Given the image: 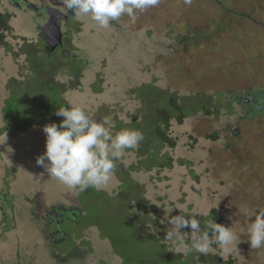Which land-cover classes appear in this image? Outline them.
<instances>
[{
  "label": "rangeland",
  "instance_id": "374dc122",
  "mask_svg": "<svg viewBox=\"0 0 264 264\" xmlns=\"http://www.w3.org/2000/svg\"><path fill=\"white\" fill-rule=\"evenodd\" d=\"M29 2L58 8L70 16L63 28L61 20L65 41H71L73 52L88 65L81 85L67 90L64 97L69 106L83 107L97 122L107 119L113 134L118 124L122 130L133 119L140 120L144 99L133 90L144 84L152 83L184 98L206 94L220 106L218 114L207 116L198 111L183 124L172 122L176 146L159 151V159L170 156L171 167L167 162L162 167L152 166L151 161L158 162L155 158L144 166L145 157L137 154L138 146L122 153L107 185L83 192L70 189L36 163L46 151L43 127L33 125L14 132L13 122L6 120L4 113L9 95L14 96L30 82L28 74L36 62L42 68L53 65L62 52L45 54L41 47L45 41L40 27L47 22L44 12L18 9L8 0H0L5 12L14 15L9 23L12 30L4 33V42L12 50L0 46V130L6 131L0 134V189L2 194L8 192L6 215L0 211V233L7 224V229L13 227L8 236L14 240L0 244L7 263L22 254L13 249L16 241L32 249L34 261L27 260L28 264L204 260L196 252L184 254L183 245L165 239L171 229L168 221L184 213L186 218L205 217L207 221L218 216L217 223L236 233L239 242L230 253L218 244L210 247L208 254L214 260L264 264V247L252 249L248 241V227L256 211L264 209V109L248 113L250 103L237 99L255 94L264 105V0H192L191 5L183 0H161L156 7L135 17L124 15L106 28L89 16L66 12L61 0ZM34 48L43 54L32 57ZM63 65L57 66L54 80L69 82ZM95 82L101 87L99 92L92 88ZM134 164H142L141 170H129ZM123 170L137 181L134 186L144 189L147 200L146 208L131 204L135 216L115 205L124 201L120 192H129L122 184ZM79 198L87 210L83 222L91 224L85 230L78 226L71 231L75 235L83 232L79 238L84 239L83 246L80 242L81 259L57 261L41 234L46 228L41 221L43 210L49 204L78 203ZM29 199H36L38 206L31 205ZM148 217L152 219L148 221ZM67 226V231L75 228L68 222ZM190 236V228L181 229L179 238L185 243H191Z\"/></svg>",
  "mask_w": 264,
  "mask_h": 264
},
{
  "label": "clouds",
  "instance_id": "9594fccd",
  "mask_svg": "<svg viewBox=\"0 0 264 264\" xmlns=\"http://www.w3.org/2000/svg\"><path fill=\"white\" fill-rule=\"evenodd\" d=\"M65 11L77 16H89L101 27L122 16L135 17L159 5L161 0H61ZM191 5L192 0H183ZM55 115L64 119L57 125L43 127L46 135V151L37 157L36 163L47 174L56 178L70 189L80 192L88 188L100 189L107 185L126 149H135L143 141L140 130L125 129L113 134L107 119L97 122L81 106L59 108ZM114 126V125H113ZM173 210H170V213ZM168 223L171 229L165 239L183 245L184 254L196 252L207 255L211 246L218 244L222 251L230 253L237 246L238 238L230 228L212 220L201 226L198 219L186 218L184 213L176 215ZM190 228L191 243L179 238L181 229ZM248 241L252 249L264 247V209H257L255 220L248 227ZM176 251H179L178 249Z\"/></svg>",
  "mask_w": 264,
  "mask_h": 264
},
{
  "label": "trees",
  "instance_id": "16d2710c",
  "mask_svg": "<svg viewBox=\"0 0 264 264\" xmlns=\"http://www.w3.org/2000/svg\"><path fill=\"white\" fill-rule=\"evenodd\" d=\"M13 16L14 15L5 12V10L0 6V46H5V48L9 51H11L12 48L9 44L4 42V33L10 32L12 30V27L9 23ZM34 44L37 45V43ZM45 51V54L51 52H48L47 50ZM33 53L34 55H32V57L41 56L40 51H37L36 48H34L32 51V54ZM64 62H67V59H64L63 61L59 60L57 63L52 62L53 65L45 66L43 68L38 66V63L36 62V65L30 69V74H28L30 75V82L25 83L21 90L18 89L17 92H14V96L11 97L9 95L8 99L6 100L4 113L6 120H11L13 122L14 126L12 127L14 132L18 130L25 131L27 127L33 125L44 127L45 125L51 123H56L59 125L62 122L64 118L62 116L55 115V113L59 108L69 107L70 105L64 97V93L67 92V90L76 89L78 85H81L83 70L88 65L82 60V58H78V56L66 64ZM61 63H64L63 66H65L67 71L66 75L69 77V82H59L58 80H54V75L57 71V66L54 65H59ZM37 68L41 70L37 72ZM34 78H37L36 82H34ZM100 79L101 78H98V83ZM97 82L93 83L92 86L95 92H99L101 89V87H98ZM133 92H136L139 98L144 99L143 107H145V110H140V120L136 121L133 119L134 121H132L131 124L124 126L122 130L133 129L140 130L143 133L144 139L139 144L138 151L140 152L137 154L139 156L145 157L143 161L144 166H146L144 163H146L148 159L155 158L158 159V162H156V160L151 161L152 166L162 167L165 166L164 163L167 162L166 166L171 167L173 163L170 162V156L162 155V158L159 159V151L165 146L170 148H174L176 146V139L172 136L171 131L172 122H175L178 125L183 124L186 118L192 117L198 111L204 113L207 116L218 114L220 106L219 103L213 104V101L210 100L211 97L209 95L200 94V96H193V98H184L175 92H171L170 90L161 88L152 83L144 84L138 88H135ZM121 128L122 126L120 124L115 127L117 133L122 131ZM4 132L5 129L0 130V134ZM214 137V139L217 138L216 135ZM165 157L168 159L166 158L167 160H165ZM141 166L142 164H134L132 165L133 168L129 170L139 171ZM123 172L125 174L122 173L124 176L122 179V184L124 186H128L127 189L129 192H120V196L124 198V201L115 203V205L117 209H120L121 211L124 210V212L134 215L135 212L131 209V204L133 202H137V207L143 208L145 207L144 203H146L147 200L143 196L144 189L142 187H138L137 185L134 186L137 184V181L129 177L128 170H123ZM132 183L133 186L130 188L129 185ZM135 189L137 190V193L132 196L131 191ZM102 193L109 195L108 192L105 191H102ZM79 199L82 203L81 198ZM149 208L152 209L151 207ZM84 212L86 214V217H84L85 220V218H87V210L85 208ZM212 213L215 215L214 211ZM214 218V222L217 223V221H220L218 220L220 217L214 216ZM147 219L150 221L152 218L148 217ZM196 219L200 221L202 227L208 222L205 217H197ZM84 223L87 226L91 225L88 221H85ZM93 225L97 224L94 223ZM111 243L113 244V241H111ZM201 255L206 259L195 260L200 261V264H234L233 259L222 260L221 258L215 257L216 259L214 260V256L210 254ZM202 257H200V259ZM195 261L161 260L157 264H195Z\"/></svg>",
  "mask_w": 264,
  "mask_h": 264
},
{
  "label": "flooded vegetation",
  "instance_id": "af4514ba",
  "mask_svg": "<svg viewBox=\"0 0 264 264\" xmlns=\"http://www.w3.org/2000/svg\"><path fill=\"white\" fill-rule=\"evenodd\" d=\"M8 2H11L13 4V6H15L18 9L21 8H28V4H31L29 2V0H8ZM46 7V6H44ZM44 7H38L37 10H33L30 9L31 11H35L38 12L39 10H41L40 12H44L45 13V18L46 21L48 20V16L44 10ZM70 16H68L69 19ZM68 19L67 20H62L63 24H62V28L64 24H68ZM45 23V22H44ZM10 35V34H9ZM8 35V36H9ZM66 31H63V43L62 45L58 46L54 51L49 52L48 54H52L54 53L56 50H59L60 52H62L61 54V58L60 60L63 59H67V62H64L65 64L72 61L74 58H76L78 55L76 53L73 52V44L71 43V41H68V43L65 41L66 38ZM39 46V43L37 44ZM41 47L45 48V45H41ZM46 50V48H45ZM43 52L40 51V55H42ZM63 61V60H62ZM54 66H58V65H54ZM85 70V69H84ZM83 70V72H84ZM239 102L244 101L245 103H250L252 106L248 107L249 112L251 113L252 109H258L260 110V112L264 109V105H262L260 103V101L258 100V96H256L255 94L251 96V94H248L247 97H243V98H237ZM256 104V105H255ZM6 132V131H5ZM9 188V187H7ZM10 190V188H9ZM1 189H0V211H1V215L5 216L6 211H4V208L6 206V195L8 192L5 193H1ZM79 197V196H78ZM31 201V205H37V200L36 199H29ZM78 200V199H77ZM46 208L43 210V215L41 218V221H43L45 223L46 228L41 230V234L44 238V240H46V244L48 245L47 249L50 250V252L52 253V255L54 256L55 259H57V261H68V258L71 257H76L78 260L81 259L79 257L80 255V242L83 244L84 239H79L83 236V232H81L80 235H75V233L71 232L73 230H75L78 226L79 228L82 229H87V225H85L84 221V217H85V212H84V208L83 205L80 201V199L78 200V203H71V204H64V203H59V204H49L48 206H45ZM68 222L70 225H75V228L71 229L70 231H67L66 229L69 228L70 226L65 227V223ZM8 226L7 224L1 229V233H0V244L2 245H8L10 242L14 241L10 236H8V232L11 231V229L13 227H10L7 229ZM68 241V242H67ZM75 241V242H74ZM16 246L13 248L14 250H20L22 252L21 255H18L14 257V261L12 262V264H28V261L33 262L34 258L31 255V251L32 249H30V247H26L22 244H20V241H16ZM64 243V244H62ZM66 243V244H65ZM12 248V247H11ZM37 249V246L34 247ZM1 252V250H0ZM5 258H6V254H5ZM7 259V258H6ZM6 259H4V257L2 256V252L0 253V264H9L7 263ZM23 259V260H20ZM5 260V261H4Z\"/></svg>",
  "mask_w": 264,
  "mask_h": 264
},
{
  "label": "water",
  "instance_id": "95a60500",
  "mask_svg": "<svg viewBox=\"0 0 264 264\" xmlns=\"http://www.w3.org/2000/svg\"><path fill=\"white\" fill-rule=\"evenodd\" d=\"M28 8L37 10L38 6L31 3L28 4ZM44 10L48 16V20L44 26L40 27V32L44 35L46 50L54 51L63 43L61 20H66L68 15L60 11V9L52 6H46L44 7Z\"/></svg>",
  "mask_w": 264,
  "mask_h": 264
}]
</instances>
